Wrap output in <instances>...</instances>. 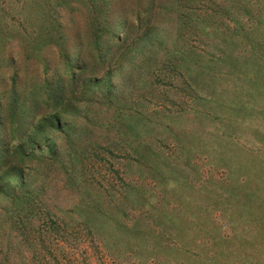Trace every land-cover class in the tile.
<instances>
[{"label": "rangeland", "instance_id": "1", "mask_svg": "<svg viewBox=\"0 0 264 264\" xmlns=\"http://www.w3.org/2000/svg\"><path fill=\"white\" fill-rule=\"evenodd\" d=\"M199 1L201 10L179 9L190 6L186 0H0L2 31L14 49L10 54L6 47L7 69H0L10 70L7 82L13 70L21 77L27 68L29 76L43 72L35 59L24 63L17 49L34 29L44 40L39 55L51 68L58 64L61 44L76 63L85 55L87 36L108 38L111 31L112 44L121 36L116 26L121 19L134 26L142 17L143 30L163 37L161 45L148 40L153 57L144 49L148 41H142L127 50L124 66L102 71L109 72L117 93L112 104L103 103L104 121L118 111L137 123L120 149L96 128L100 148L79 161L83 142L73 141L79 133L66 128L75 120L68 117L60 125L68 139L63 129L51 130L52 109L43 117L48 130L38 118L31 130L36 139L24 145L32 150L35 140H45L54 149L51 164L28 170L33 175L28 196L42 207L48 224L53 221L44 244L60 264H264V0H250L257 18L252 21L239 14L247 4L237 0ZM215 4L230 10L210 24ZM169 5L170 21L164 14ZM236 19L252 29L233 33ZM124 72L136 83L126 85ZM27 84L18 80L19 93ZM95 106L82 108L94 117ZM77 123L82 129L87 124ZM118 127L109 137L117 136ZM55 159L68 168L52 164ZM65 231H74L67 241L61 240ZM34 238L35 248L43 243ZM45 246L38 252L44 255ZM31 249L23 251L28 264L34 260Z\"/></svg>", "mask_w": 264, "mask_h": 264}, {"label": "trees", "instance_id": "2", "mask_svg": "<svg viewBox=\"0 0 264 264\" xmlns=\"http://www.w3.org/2000/svg\"><path fill=\"white\" fill-rule=\"evenodd\" d=\"M186 1L191 3L190 6L181 4L177 7L179 9L186 8L190 10L192 8V10H201L202 6H200L201 2L199 0ZM237 1L240 5L247 4L239 7L240 15H243V17L248 16L251 21L257 19L255 14H252L253 12H250L248 8L250 0ZM228 9L229 6L227 4H215L214 15L211 18H214L217 14L228 15ZM173 11V6L171 7L169 5V9L164 7V14L167 15L168 21L172 19L169 14ZM177 16L184 17V14L179 13ZM213 18L211 20L208 17L210 24H212L211 21H213ZM191 21V27H196L197 22L195 20ZM99 23L101 26L103 21L101 20ZM144 23L145 20L142 17L134 26L129 25L126 19H121V22H117L116 24L119 28L117 34H121V36L117 35L119 37L112 44H109L108 39L111 40V37L115 38L116 36H113L111 31H109L108 38H95V33L90 32L93 35L84 38L85 41H88L83 46L86 50L85 55L80 53L77 63L72 60L73 53H71V50L70 52L69 50L67 51L65 46L63 47L61 44L58 47L61 53L60 55L58 54V64L55 68H51L50 60L45 58L43 53L39 55V51L44 46V40L41 39L43 38L42 34L34 29L27 37L22 38V40L27 41L24 42L22 47H17V49L21 51L22 61L24 63H28V60L35 59L42 65L43 72H40V74L33 72L29 76L27 68L24 70L25 74H22L21 77L18 70H13L14 73L8 82L4 78L9 75L10 70H4L0 73V78L3 77L0 82V228L3 229L0 232V264H28L26 263L27 258L23 255V251L25 252L31 246L34 254L33 264H38V262L40 264H60L59 260L57 258L55 259L52 253L47 250L49 246L46 247L44 244L45 241L51 238L52 230L50 225L52 226L53 221L48 224L44 216L46 213L42 207H37V204H34L33 198L28 196L31 190V182L29 180L33 177L31 171L28 172V170L34 168L33 170L36 172L38 170V163L40 162H43L46 167L50 163L48 162V158L49 156L51 157L54 149L53 146H48L45 140H41L40 143L35 140L36 146L32 150L26 149L24 145L30 142V140L33 142V138L35 137H32L31 130L36 127L38 118L42 122H46L44 129L46 128L48 130V118L45 119L43 117L50 109L54 110L53 115L49 116L51 118L48 120L53 131L62 130L63 128L60 125L63 121L71 117L75 120L72 121L71 127L68 125L66 128L69 129L68 132L75 131L79 133L76 138H73V141L79 140L83 142L82 150H79V161L85 159L83 154L90 153V155H94L96 149L100 148V144L99 146L95 145L99 141H94V134H96L97 129L101 132L102 130L107 132L108 143L110 142V145L116 149L117 147L120 149L123 143L126 144V135L136 130L137 123L135 118L126 117L123 112L118 111L110 122L104 121L107 118L108 112L107 110L105 112L103 111V106H105L103 103L109 101L112 104L117 93L115 92V87L111 84L109 72L106 71L104 73L102 71H104L107 65L114 66L120 64V67L124 66L122 57L125 56L127 50L136 49L138 43L140 44L142 41L145 43L150 39L153 40V38H156L152 43L161 45L163 37L158 36V32H153L148 29L143 30L145 28ZM235 23L239 28L233 30V33L240 34L242 30L247 32L248 29H252V26H245L238 19L235 20ZM3 24L4 22L0 19V69L2 67L6 68V58L4 57L6 47L11 48L8 53L13 54L12 51H14L13 46L11 47L6 41L5 33L2 31L4 28ZM213 24L215 26L218 25L217 22ZM224 25L228 27L226 24ZM109 29L110 24H108ZM48 32H54V30ZM32 34H35V36L33 37ZM48 37L52 38L49 34ZM147 43L148 46H144L145 52L146 54L149 53V57L150 55L153 57L155 53L152 49L153 44L149 41ZM162 66L167 67L166 64ZM7 67H9V64H7ZM100 72L102 73L97 74ZM124 75L125 72L123 73ZM123 78L126 85L136 83L132 76L128 77V75H125ZM18 80L23 83H28L24 85L21 93H19L21 89H17ZM104 84L107 85L103 87ZM6 86L7 89L5 88ZM3 89H5L4 92H2ZM137 90L134 89L140 95V90ZM84 105H96L95 112H93L94 117L88 114V110H85L84 107L82 108ZM118 116L121 119L115 122ZM79 119L86 121L87 124H91V127L88 128L86 124L84 129H82L77 123ZM116 126H119L117 130L118 137H109V134ZM68 132L63 129V133L70 139ZM108 149L110 153H113L110 147ZM56 161L58 160H53L52 164ZM58 164L61 165L63 171L65 167L68 168L69 166L62 164L60 161H58ZM68 172L72 176V173L70 171ZM8 217L10 218L7 220ZM36 219L38 226H36ZM5 221L9 222L10 225L8 223L4 225ZM89 232L92 233L91 230ZM73 234L74 231L72 233L65 231L64 235L62 234L61 236V240L67 241L65 239L66 235L72 237ZM32 235L38 237L43 243L35 248L34 244H32L35 238ZM43 244L45 246L44 255L38 252L44 247ZM19 250L22 252H19ZM16 254L22 258L19 257L20 261L18 262H12ZM43 259H45L44 262Z\"/></svg>", "mask_w": 264, "mask_h": 264}]
</instances>
